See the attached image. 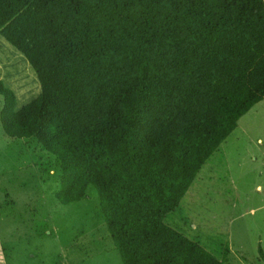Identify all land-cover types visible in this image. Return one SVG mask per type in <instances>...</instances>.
Returning a JSON list of instances; mask_svg holds the SVG:
<instances>
[{
	"label": "trees",
	"instance_id": "16d2710c",
	"mask_svg": "<svg viewBox=\"0 0 264 264\" xmlns=\"http://www.w3.org/2000/svg\"><path fill=\"white\" fill-rule=\"evenodd\" d=\"M0 36L39 83L0 81L1 127L58 157L56 199L93 185L121 264H221L164 219L264 99V0H0Z\"/></svg>",
	"mask_w": 264,
	"mask_h": 264
},
{
	"label": "rangeland",
	"instance_id": "374dc122",
	"mask_svg": "<svg viewBox=\"0 0 264 264\" xmlns=\"http://www.w3.org/2000/svg\"><path fill=\"white\" fill-rule=\"evenodd\" d=\"M0 81L17 107L39 92L26 59L1 36ZM61 174L57 156L36 139L9 137L0 123V264H121L95 188L62 204ZM164 220L221 264H264V99L237 120Z\"/></svg>",
	"mask_w": 264,
	"mask_h": 264
},
{
	"label": "crops",
	"instance_id": "0c3cea01",
	"mask_svg": "<svg viewBox=\"0 0 264 264\" xmlns=\"http://www.w3.org/2000/svg\"><path fill=\"white\" fill-rule=\"evenodd\" d=\"M257 187H259V186H257Z\"/></svg>",
	"mask_w": 264,
	"mask_h": 264
}]
</instances>
